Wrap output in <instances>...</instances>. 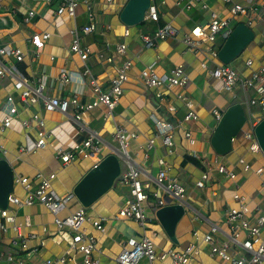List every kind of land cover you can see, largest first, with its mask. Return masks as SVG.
<instances>
[{"label":"crops","instance_id":"1","mask_svg":"<svg viewBox=\"0 0 264 264\" xmlns=\"http://www.w3.org/2000/svg\"><path fill=\"white\" fill-rule=\"evenodd\" d=\"M22 1L23 3L21 0H0V4L8 8L5 12L0 10V13H10L17 24L12 32H0V44L17 46L24 51L21 61H16L12 56L0 57L9 72H12L0 78V107L4 105L6 96L12 94L19 109L11 128L4 132L0 131V144L7 148V153L1 155V158L9 163L13 175L20 174L28 177L35 186L38 181L37 174L46 177L54 172L55 178L51 184L55 192L59 195L73 193V187L92 168L94 160L85 158L64 165L56 156V147L68 148L72 143L83 141L90 132H95L102 146L100 155L103 158L117 152L119 144L114 140L113 132L116 126H125L128 130L138 133V137L129 143V153L143 172L141 177L143 185H148L151 189L156 188L153 179L159 170L157 158L162 157L168 167V174L175 177L186 190L185 213L175 227L177 243L170 240L156 218L155 199L152 197L145 205L149 222L144 228L133 220L115 218L119 206L129 193L128 186L122 184L118 177L110 190L96 200L91 207L85 208L86 213L93 218H107L106 230L103 233L98 232L89 223L84 226L88 234L94 235L98 240V250H95L92 256L99 260V264H114V258L119 253L123 241L131 237L141 239L143 235H146L154 241L158 249H180L190 243L196 244L200 250L199 257L191 260L189 264H229L210 253L208 245L201 240V235L209 229L210 223L225 229V211L228 206L235 205L232 200L235 191L246 195L251 209L249 218L251 222L254 221L257 213L264 210V190H261L260 179L254 173L244 171L238 163L239 158H243L252 164L253 168L264 165L262 155L249 152L248 141L242 137V132L250 127V120L264 119V111H261L257 104L253 106L248 104V100L255 96L252 89L244 90L237 84L238 94L236 91L231 93L222 91L220 83L210 77L207 70L200 66L201 61H205L209 68L222 64L217 57H211L206 50L212 47L218 52L224 43L223 37L217 36L213 43L202 42L200 45L202 52L190 51L182 40L183 33L188 32L195 24H205L212 12L220 16H228V4L222 0H200L201 3L207 4L206 8L198 4L196 7L186 9L184 4L188 0H165L164 5H161V0H151L159 5L161 15L158 22L144 19L139 24L126 26L119 15L128 0H89L96 26L92 32L83 34L81 28L91 21L84 3L81 2L78 5L74 18H71L54 14L56 0ZM235 1L245 6L251 4L248 0ZM32 6L36 8L37 14L29 23H24L20 13L24 14ZM251 6L256 7L249 14V17L254 20V23L249 26L255 34L254 39L235 62L228 64L236 69L240 76H247L252 70L264 66V12L258 2ZM12 8L17 9L14 14L11 13ZM248 19L247 15H240L237 23H246ZM165 22L173 24L178 33L175 36L156 39L153 46L146 47L140 35L153 36L157 27ZM126 27L130 30L128 36H124ZM73 30L78 31L80 45L90 49L89 57L85 62L69 50L74 38ZM45 31L49 32L50 36L44 48L37 50L30 41L31 35ZM121 42L127 46L124 55L115 52L116 44ZM107 58L112 60L107 61ZM127 58L132 61V66L112 116L105 118L106 108L98 106L87 112L86 128H82L73 119L74 106L71 105L67 113L45 112L42 108V100L36 104L25 105L21 102L18 92L13 89L16 77L25 76L30 80L40 78L45 84L43 92L45 96L63 99L77 94L79 100L85 103L92 98V91L87 84L89 78L85 77L83 82L61 83L60 73L63 70L76 72L86 65L100 88L108 91L116 69ZM247 59L253 61L250 67L245 65ZM177 64H183L188 75V82L183 88H146L139 79V72L148 65H154V70L158 74H167ZM178 91L193 100L198 115L197 120L184 121L187 109L176 97ZM235 103L242 105L247 120L232 141V149L224 155H218L210 144L211 136L219 121L215 118L213 110L218 109L223 113ZM169 106H173L175 110L169 111ZM34 112L44 117L45 129L50 137L47 139V144L36 152L20 154L18 148L30 144L36 138V127L32 126L25 130L19 120L29 118ZM152 115L172 125L173 152L168 153L161 140L157 139L155 146L149 150L148 157L143 158L142 145L146 138L155 133ZM185 131H189L196 139L194 146L188 145L183 136ZM192 150H195L199 157L192 156ZM215 157L235 172V179L227 178L216 171L213 164ZM202 159L206 160L207 164L202 163ZM207 167L211 173L210 180L205 183V187L197 188L195 182ZM24 192L20 185L13 183V194L23 196ZM80 206L82 205L74 196L60 211L59 216L64 217ZM6 207L15 213L19 222H22L25 216L29 218L31 225L26 227L25 231L36 234L29 245L36 247L37 251L28 254L19 246L13 245L11 240L15 237V233L11 230L0 234V250L11 252L16 259L24 260L27 264H43L47 258L61 256L66 257L65 262L56 264H84L81 253L67 252L71 239L70 232L67 230L58 232L53 223L52 213L43 205L35 203L31 206L17 207L7 203ZM42 227H45L47 231L44 232ZM194 231L198 232L197 238L193 236ZM57 235L58 237H55ZM226 239L223 234L216 237L217 242ZM0 264L17 263L0 259ZM138 264H149V262L142 259ZM152 264H171V262L169 260L154 261Z\"/></svg>","mask_w":264,"mask_h":264},{"label":"built area","instance_id":"2","mask_svg":"<svg viewBox=\"0 0 264 264\" xmlns=\"http://www.w3.org/2000/svg\"><path fill=\"white\" fill-rule=\"evenodd\" d=\"M52 1V0H46ZM57 5L54 11L56 16H67L74 18L78 5L82 2L86 6L90 23L81 28L83 34H88L95 29L96 23L93 21V9L89 0H56ZM110 1V0H108ZM228 4L229 15L220 16L216 12L210 14L209 20L205 24H195L188 32L182 34V40L187 48L192 52H202L200 45L202 42L213 43L217 36L226 39L232 31L233 27L238 21V16L247 15L248 20L246 24L251 26L254 23L249 17L256 7L251 4L260 3L261 10L264 12V0H248L251 4L245 6L235 0H222ZM165 0H161V5L165 4ZM21 3L23 1L21 0ZM179 4V2H177ZM198 4L206 8L207 4L200 2V0H188L184 4L186 9L196 7ZM0 10L5 12L7 7L0 4ZM16 8H12L11 13L14 14ZM36 8L29 7L23 15L22 21L29 23L32 18L36 16ZM159 5L150 2L147 7L144 19L158 22L160 17ZM74 38L70 44L69 50L79 56L82 62H85L90 54L89 47H82L79 42L78 31H72ZM130 30L128 27L124 30V36H128ZM178 33L176 27L170 22H165L158 26L153 36L149 34H141L140 38L146 47L154 45L156 39H164L168 36H175ZM50 33L36 32L31 35L30 41L37 50L43 49ZM264 44V39H263ZM127 46L124 42L117 43L115 52L119 55L126 53ZM211 57H217V49L208 47L206 50ZM12 56L16 61H21L24 57V51L17 46L1 45L0 57ZM111 61L112 58H107ZM253 64L251 59L245 61V65L250 67ZM132 61L125 59L116 69L115 75L111 78L110 89L103 91L96 79L91 76L90 71L86 65L79 71L63 70L59 75L61 83L69 81L83 82L85 77H88V86L92 91V98L88 102H81L77 94H73L70 98H59L55 96L47 97L44 95L45 84L40 78L30 80L25 76L16 77L13 82L14 91L18 92L20 100L25 105L36 104L42 100V108L45 112L59 111L67 113L69 107L72 105L75 108L73 119L82 127L87 124V112H90L98 106L106 108L104 117L112 116L114 107L119 102L123 92V85L128 80L129 70L131 69ZM200 66L207 70L210 77L216 79L221 86V90L231 93L234 87L239 84L244 90L252 89L255 96L248 100L250 106L259 105L260 110L264 111V66H259L252 70L247 76H240L236 69L230 65L217 64L214 68H209L205 61H201ZM7 73H12L5 67L0 60V78ZM139 79L146 88L166 87L167 89L183 88L188 82V75L183 64L175 65L167 74H158L154 70V65H148L139 72ZM159 95V94H158ZM176 97L181 100L187 111L184 116V121L197 120L198 115L195 110L193 100L189 99L183 92H176ZM169 111H174L173 106L168 107ZM18 106L12 94H8L5 98L4 105L0 107V131L4 132L11 128L13 120L18 116ZM213 114L217 120H220L222 112L218 109L213 110ZM155 126V133L146 138L142 145L141 155L143 158L148 157V152L160 139L163 146L168 153L173 152L174 134L172 125L166 121L158 119L155 115L151 116ZM21 126L26 130L32 126L36 127V138L28 145H22L18 148L19 153H31L43 148L47 144V139L50 137L49 132L45 129V120L40 113L34 112L29 118H22ZM260 121L250 120V127L248 130L242 132V137L248 141V151L253 154L260 153L261 148L256 139L254 128ZM86 128V127H85ZM188 145L194 146L196 139L189 131L183 134ZM138 133L128 130L125 126H116L113 132L114 140L119 144L118 158L126 164V167L121 170L119 181L128 186L129 193L125 197L124 202L119 206L115 218L130 219L136 222L141 228L149 222L146 214L145 205L150 197L155 199V211L163 206L174 203H185L186 190L184 186L175 178L168 174V167L162 157L157 158L159 170L153 179L156 188H149L148 185H143L141 181L142 170L135 158L129 153L130 141L136 139ZM97 133L90 132L83 141L72 143L68 148L62 146L56 147V156L59 157L64 165H67L75 160L93 159L92 167H95L102 159V146L97 140ZM235 138V137H234ZM234 138L232 140H234ZM7 153V148L0 144V159L1 155ZM192 156L199 157L195 150L191 151ZM136 155V154H135ZM202 163L207 164L206 160H201ZM238 163L242 166L244 171L254 173L261 183V190H264V165L253 168L252 164L239 158ZM216 171L227 178L235 179L236 174L233 170L227 168L222 164L217 157L213 159ZM211 173L208 167L204 169L199 179L195 182L197 188L205 187V183L210 180ZM55 178V173L52 172L49 176H42L37 174V183L32 185L30 179L20 174L13 175V183L20 185L24 189L23 196H17L12 192L7 196V203L17 207L31 206L39 203L47 208L53 215V223L56 225L58 232L67 230L70 232V243L67 248L68 253L79 252L82 255L84 264H99V260L92 256L97 249L98 240L92 235L88 234L85 229V224L89 223L98 232L103 233L106 230L105 217H91L86 213L84 207L80 206L75 211L70 212L64 217L59 216L67 204L74 198L72 192L64 195H59L52 187L51 181ZM232 200L235 205L228 206L225 211V229H222L217 224L210 223L209 229L201 235V240L208 245L210 253L216 256L219 260L229 264H262L264 262V210L257 213L254 221H250L251 209L249 208V201L246 195L235 191L232 195ZM31 222L27 216L22 222L17 221L15 213L10 211L7 207H0V234L8 231H13L15 237L11 242L15 246H19L28 254L36 253L37 248L31 247L29 242L36 237L34 232H26L25 228L29 227ZM44 232L47 231L42 227ZM156 235V233H153ZM219 234L226 236V240L217 242L216 237ZM193 236L198 237V232L194 231ZM55 237H58L55 236ZM200 250L196 244L190 243L183 248H168L158 249L154 241L146 235L141 239L128 238L121 243L120 251L114 258V264H138L142 259H146L149 264L154 261L164 262L169 260L171 264H189L191 260L199 257ZM0 259H5L9 262L17 264H27L24 260L16 259L9 251L0 250ZM65 256L56 258H47L43 264L64 263Z\"/></svg>","mask_w":264,"mask_h":264},{"label":"water","instance_id":"3","mask_svg":"<svg viewBox=\"0 0 264 264\" xmlns=\"http://www.w3.org/2000/svg\"><path fill=\"white\" fill-rule=\"evenodd\" d=\"M42 1V0H33ZM151 0H128L119 18L126 26H133L144 20V14ZM17 24L10 13H0V32H12ZM254 32L244 22L237 23L217 52V58L230 64L254 39ZM247 120L246 112L240 103L229 106L223 113L211 136L210 144L218 155L232 149V139L242 129ZM261 152L264 154V119L254 128ZM121 173L118 153H110L84 174L73 187V194L84 208H89L104 193L110 190ZM13 189V173L9 163L0 159V207H6L7 196ZM185 213L184 203L163 206L155 211V216L170 240L177 243L175 227Z\"/></svg>","mask_w":264,"mask_h":264},{"label":"rangeland","instance_id":"4","mask_svg":"<svg viewBox=\"0 0 264 264\" xmlns=\"http://www.w3.org/2000/svg\"><path fill=\"white\" fill-rule=\"evenodd\" d=\"M238 59V57H236L232 62H235L236 60ZM234 64V63H233ZM233 91L235 92L236 91V93L238 94L239 92V89L235 86V88L233 89ZM261 158H262V160L264 159L262 156H261ZM264 161V160H263ZM263 164H264V162H263ZM121 166H122V169H124L125 167H126V164L123 162V161H121Z\"/></svg>","mask_w":264,"mask_h":264},{"label":"trees","instance_id":"5","mask_svg":"<svg viewBox=\"0 0 264 264\" xmlns=\"http://www.w3.org/2000/svg\"><path fill=\"white\" fill-rule=\"evenodd\" d=\"M23 15H24V14L21 12V13H20V16H22V17H23Z\"/></svg>","mask_w":264,"mask_h":264}]
</instances>
